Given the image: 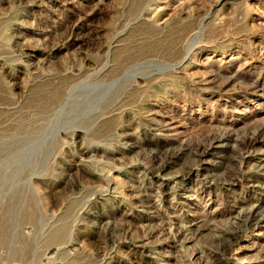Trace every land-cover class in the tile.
<instances>
[{
  "label": "rangeland",
  "instance_id": "374dc122",
  "mask_svg": "<svg viewBox=\"0 0 264 264\" xmlns=\"http://www.w3.org/2000/svg\"><path fill=\"white\" fill-rule=\"evenodd\" d=\"M0 264H264V0H0Z\"/></svg>",
  "mask_w": 264,
  "mask_h": 264
}]
</instances>
